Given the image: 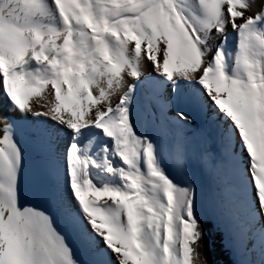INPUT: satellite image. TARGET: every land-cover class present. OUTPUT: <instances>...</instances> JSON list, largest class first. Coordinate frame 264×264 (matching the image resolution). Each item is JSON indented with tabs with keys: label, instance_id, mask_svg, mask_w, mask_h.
Returning <instances> with one entry per match:
<instances>
[{
	"label": "snow or ice",
	"instance_id": "1",
	"mask_svg": "<svg viewBox=\"0 0 264 264\" xmlns=\"http://www.w3.org/2000/svg\"><path fill=\"white\" fill-rule=\"evenodd\" d=\"M264 264V0H0V264Z\"/></svg>",
	"mask_w": 264,
	"mask_h": 264
},
{
	"label": "trees",
	"instance_id": "2",
	"mask_svg": "<svg viewBox=\"0 0 264 264\" xmlns=\"http://www.w3.org/2000/svg\"><path fill=\"white\" fill-rule=\"evenodd\" d=\"M204 251L212 261H223L227 264V254L223 251L221 244V234L212 229L210 222L206 223L204 236Z\"/></svg>",
	"mask_w": 264,
	"mask_h": 264
},
{
	"label": "rangeland",
	"instance_id": "3",
	"mask_svg": "<svg viewBox=\"0 0 264 264\" xmlns=\"http://www.w3.org/2000/svg\"><path fill=\"white\" fill-rule=\"evenodd\" d=\"M210 222V221H209ZM211 223V222H210ZM219 233V232H218Z\"/></svg>",
	"mask_w": 264,
	"mask_h": 264
}]
</instances>
